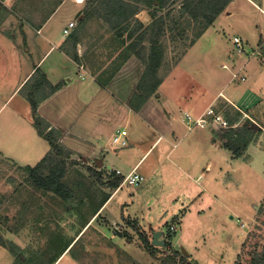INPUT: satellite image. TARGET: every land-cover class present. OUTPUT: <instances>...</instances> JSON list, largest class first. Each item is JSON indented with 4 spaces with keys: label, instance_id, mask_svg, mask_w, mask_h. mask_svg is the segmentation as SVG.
<instances>
[{
    "label": "rangeland",
    "instance_id": "rangeland-1",
    "mask_svg": "<svg viewBox=\"0 0 264 264\" xmlns=\"http://www.w3.org/2000/svg\"><path fill=\"white\" fill-rule=\"evenodd\" d=\"M43 1L46 6L53 7L54 3L61 0ZM75 1L83 3L79 5ZM184 1L172 0L165 7L159 4L156 6L151 2L154 21L159 24L163 22L161 25H166L168 29L161 38L159 37L161 48L157 50V74L154 77H147L146 80L158 79L160 85L164 83L159 90L167 99L166 108L162 107L163 112L167 110L172 116L176 114L174 116L183 117L184 114L177 105L187 104L184 95L191 96L190 98L196 95L199 101L204 103L201 113L208 108V105L213 106L217 113H221L230 121L232 119L231 123H237L236 129L239 133L236 135L235 132L234 138L238 141L246 138L247 141L239 142L241 155L235 154L227 148L228 138L222 132L224 128L219 127V124L216 128L208 127L222 147L219 153L217 151L213 153L204 147L207 151L203 156L205 159L213 158L214 168L205 169V162L200 169L199 183H195L191 172L199 171L197 168L192 171H189V167V170L180 168L179 165L170 163L167 156H161L160 161L156 162L159 168L153 170L152 166L155 164L157 154L164 148L166 151L173 148L165 139L157 149H152L146 155L145 158H148L145 161L143 160L139 172L146 173L145 181L139 186L125 184L105 211L107 213L113 210L111 214L119 219L122 208V217L130 218L125 215L123 206L126 202L136 200L134 208L130 211L132 214L143 215L146 221H151L153 224H156L158 219L163 220V230L170 237L168 245L163 250L164 253L180 250L179 246L174 244L178 236L182 237L180 247H185L189 253H192L191 257L176 264H253L256 256L260 259L264 258V71L257 80V86L260 92H263L262 99L257 102L260 108L254 113L246 114L247 107L235 105L220 94L224 92L238 102L244 90L247 91V85L252 80L251 74L261 71L260 64L264 65V41L261 50L255 51L259 55H253L249 43H246L245 50L238 51L231 43L232 34L238 30L249 31V26H239L238 30L230 27L231 33L229 28L220 34L217 32L223 39L221 42L225 51L222 49L223 52L210 57L211 52L205 47L207 42L202 41L204 47L187 61L186 54L195 44V37L201 32L204 24L201 25L199 19L196 21L189 13L182 11ZM88 3L90 5L92 1L66 0L59 12L63 13L61 20H57L58 16H56L51 23L61 24L66 21L68 24L70 19L78 22V28L74 30L77 34L68 38L67 50L75 56L74 47L80 49L81 60L87 65L88 70L97 71L98 76L104 74L103 77L107 79L110 75L105 74V71L115 70L127 57L129 51L124 44L115 40L113 35L106 34L107 30L105 32L104 26L102 27L104 30H100L99 24L94 23L97 29L95 25L80 22L81 13L93 11L92 6L84 8ZM235 19L242 23L248 20L246 17ZM54 30L55 35L59 37L60 32ZM78 40L79 45H77ZM229 41L231 42L227 44ZM60 43L61 46L66 41ZM251 44L257 43L251 42ZM49 46L45 47V52ZM53 56L55 59L54 54L50 59ZM143 59L148 66L149 58L147 59L143 54ZM26 70L24 59L2 57L0 53V150L4 152H0V264H54L71 238L79 236L80 240L76 244L73 243L56 264H95L96 262L113 264L114 249H111L112 256L106 262L98 256V253L109 254L97 248L107 242V238H103L98 232H101V226L107 225L108 220L105 216L98 217L88 228L89 223L87 230L80 235L79 232L89 222L90 216L100 206L102 199L108 196L104 197V195L113 191L114 187L104 186L90 172L86 161L66 149L63 151L66 173L61 179L66 194L45 191L32 179L28 167L35 166L45 157L46 153L41 157L40 152L49 145V141L38 142L29 123L15 115V106L20 103V95L29 89L32 80H27L28 83L26 81L19 88L17 96L11 98L10 96ZM238 71L246 75V81L234 79L233 73ZM146 80L141 82L145 87V90L142 89L144 93L151 82L147 81L146 84ZM141 97H138L139 100ZM28 101L30 103L28 111L31 112L32 104L29 99ZM186 110L183 109V112ZM158 111L159 108H153L155 116L158 117L150 119L149 122L157 130H167L168 125H165L164 118L159 116ZM201 113L194 115L199 116ZM178 123L181 126L176 128L177 134L171 136L178 144L175 149L179 151L186 147L185 150H191L190 146L195 145L201 147L200 142H194L196 140L194 133L199 129H193L194 131L191 132L188 131L187 124L184 125L180 121ZM118 124L116 127L123 128L125 125L129 131L133 134L138 132L141 137L145 134L143 125H138L134 121L128 123L123 121L121 125ZM156 135V130L152 129L151 137L154 138ZM143 141L139 144L142 147L148 140L143 139ZM135 146L142 150V147ZM114 166L119 165L114 164ZM109 167H113V163H108ZM157 171H159L158 175ZM229 209H232L231 212ZM177 213L187 216L185 219H175ZM222 217L224 222L221 227L225 230L220 231ZM130 219L133 222V219ZM134 222L138 229L130 228V231L135 240H141V232L151 236L150 230L146 225L148 231L145 229L139 218H135ZM176 223L178 230L182 223V235H180L181 231H176ZM228 223L231 233L227 231ZM127 224L126 226L129 225ZM116 228V226L113 230L109 228L111 230L107 233L114 234ZM108 239L111 241L110 238Z\"/></svg>",
    "mask_w": 264,
    "mask_h": 264
},
{
    "label": "crops",
    "instance_id": "crops-1",
    "mask_svg": "<svg viewBox=\"0 0 264 264\" xmlns=\"http://www.w3.org/2000/svg\"><path fill=\"white\" fill-rule=\"evenodd\" d=\"M65 1L66 0H61L60 2L54 3L55 6L49 7L50 5L46 6L43 0H0V53L2 54V57L24 59L27 66L25 74L22 76L19 85L16 87L10 98L16 95L19 88L27 80H32V83H30L28 87L29 89L20 95V103L15 106V115L25 119L29 123V126L34 130V135L38 138V142L41 140H47L37 132V128L33 125V113L32 111H28V105H30V103L26 96L27 93L34 92L36 87L34 84L38 82V79H42L40 80V83H42V87L39 91L40 94L36 95H44L38 103L39 116L49 125L48 130L55 129L59 132L56 133L57 135L59 134L58 141L62 147L75 156H80L86 161L89 168L101 173L104 182H109L111 179L118 177L119 175L116 173L117 169L121 170L123 173H128L136 167L139 171L143 162L148 158H145L146 155L152 149H157L160 143L167 139L172 144L173 148L168 151L164 148L159 154H157V159L154 164L155 166H152L153 170L159 168L157 167L156 162L160 161L161 156H167L168 161L175 166L177 164L180 168L183 167L186 170L190 169L189 171L197 168L199 171L191 173L194 175V182L199 183L198 180L201 177L200 169L205 165V162V169L212 170L214 168L213 158L210 157L205 159L203 156L207 151L204 147L208 148L213 153H215V151L219 153L222 146H220L217 139L213 136V132L210 128H193L194 130L199 129L197 133H194L196 134L195 138L197 140H194V142H200L201 147H198L197 145L190 146L191 150H185L187 149L186 147L179 151L175 149L178 147V144L175 140H172L171 136L177 134V127L181 126L180 123H178L179 121L184 125L187 124V113H201L204 104L203 101H199V98L196 95L193 98L184 95L187 104L179 105L176 103V105L178 104L177 107L179 106L178 109H181L180 111L184 114L183 117L174 116L176 114H173L172 116V113L167 110L163 112L162 110L163 108H166L165 102L167 99L159 90L163 87L164 83L158 86V91H155L150 95H146V93L140 89V84L147 68V62L143 59V54L147 59L151 54V29L149 27L154 25V13L152 12L153 8L151 7V4L139 3V12L128 22H125L123 25L120 24L121 27L119 26L118 33L115 29H112L109 26L108 20L103 18L102 14H99L94 10L92 12L90 11V16H88L90 13L88 11L87 13H79V19L82 24L84 23L87 25L88 23L92 26L96 23L99 24L100 30L103 29L102 27L104 26L105 32L107 30L106 34L113 35L115 37L114 39L124 44L129 51L127 57L122 60L115 70H113L114 72L103 70L105 71V74L110 75V77H107L106 79L103 77L104 74L98 76L96 75L97 71L88 70L87 65L81 60L82 53L80 52V49L74 47L75 56L70 54L67 50L68 38L73 34H77V31L74 32V30H77L78 22H76L73 32L69 35L64 33V29L71 21H75L74 19H70L68 24L66 21L61 24L58 22H55V24L51 23L56 16H58L57 20H61V15L63 13L59 12ZM169 1L171 2L172 0L165 1L164 5ZM82 3L79 1L76 2V4L79 5ZM153 4L157 6L158 2L155 1ZM94 5L96 4L89 5L88 3L84 8L88 6L94 7ZM80 11H82V7H80ZM86 15L87 18L82 22L81 19ZM244 17L248 18L244 23L235 19H243ZM231 24L232 26H229ZM242 25H248L249 31L238 30V27ZM162 27L163 30L162 34L159 36L160 38L168 29L166 25H162ZM230 27H232V29H237L238 32L232 34V42L229 41L227 44L231 42L235 45L234 37L240 36L246 43H249L250 46H252L251 50L254 53L253 55L258 54L255 51L261 50L262 42L264 41V0L229 1L225 9L215 18L213 23L210 24L200 36L195 37V44L186 54L185 58L187 61L204 47V44H201L202 41L205 43L207 42V46L205 47L208 52H211L210 57L218 55L220 52H223V50L225 51V47H222L223 43L221 42L223 39L219 34L227 30V28L230 29L228 30L231 33ZM148 28V35L144 36L142 39V34ZM54 29L60 32L59 37L55 35ZM217 32H219V34H217ZM183 35L185 36V34H182V36ZM159 37L158 39H160ZM64 40L66 43L60 46V42ZM251 42L257 44L253 45ZM79 43L80 41L78 40L77 45H79ZM48 45L50 46L45 52L44 49ZM140 50L142 51L140 52ZM143 51H145V53L142 54ZM53 54L55 55V59L54 56L50 59ZM35 58L37 60H34ZM256 66L258 67V64H256ZM263 66L264 65L260 64L261 71H256L254 74H251L250 78H252V80H250L247 85V91L245 92L244 90V93L240 96L238 102L222 91V94L220 95H224V98L235 105H243L247 107V110H245L246 114L254 113L255 110L260 108V106L257 105V102L262 99L261 93L263 91L260 92V88L257 86V80L263 75ZM251 70L252 65L250 67V71ZM43 73L46 75V79H48L52 85L56 86L54 90L43 84ZM141 94L146 95L144 96V100H139L138 97L141 96ZM219 97L220 96H218V98ZM167 98L169 97L167 96ZM209 106L210 105H208V107ZM153 108H159V116L164 118L165 125H168L167 130H157L149 122L151 121L150 119L158 117L155 116ZM186 108L188 110H186ZM183 109L186 111L183 112ZM21 115L24 118L21 117ZM123 121H126L127 123L134 121L138 125L142 124L145 129V134L143 137L139 136L138 132L133 134L124 125L122 129L127 130L128 145L124 147H115L111 144V140L116 130L121 128L120 126L116 127V125L118 123H120L118 125H121ZM152 129L156 130L157 133L154 138L151 137ZM193 129H189L188 131L192 132L194 131ZM214 138L216 140H214ZM143 139H147L148 141H146L147 143L142 147L139 144L144 142ZM134 145L142 147V150L139 148L137 149ZM51 149L52 145L49 142V145L40 152L41 157L45 153L47 154ZM0 152L4 153L1 150ZM199 154H202V156H199ZM108 163H113V167L108 168ZM114 164L119 166H114ZM127 166L130 167L127 168ZM140 173L144 175L146 179V173ZM158 173L159 171H157V175ZM104 186L107 185L104 184ZM123 187L124 185L121 188L119 186L113 188V191L107 192V194L104 195V197L108 196L102 199L99 210L90 216L89 222L81 229L79 235L87 230L86 228L89 223L90 225L88 228L98 217L101 215L105 216L108 220L107 225L101 226V232H98L103 238H107V242H104L102 247L97 246V248H101L100 250H105L109 252V254L98 253V256L102 261L106 262V260L111 258V249H114L113 264H160V260L156 256H153L144 249L140 239L135 240L133 238L130 228H135L134 220L135 218H139L145 229L147 231L148 229L150 230V238L152 237L154 230L162 231V237L166 239V244L164 246H157L159 249L156 251V254L159 256L164 253L163 250L170 240L168 234L163 230V220L158 219L156 224H153L151 221H146L143 215L138 216L136 213L132 214L130 211L134 208L136 200L126 202L123 206L125 215L128 217L130 216V218L133 219L132 224L126 222L122 217V208L120 209L119 219L111 214L113 210H109L107 213L105 211ZM231 210L232 209H229V212H231ZM180 213H177L175 219L186 218L187 214L183 215ZM223 222L222 217V224L219 225L220 231L224 229V227H221L223 226ZM125 223H128L130 226L128 224V226H126ZM121 224H124L123 226L125 227ZM177 224L178 223H176V231H181L180 235H182V223L179 230ZM115 226L119 227L120 231L116 234L114 233L116 231L115 229L113 232L114 234L109 235L107 231L111 230L109 228H112L113 230ZM176 231L174 233H176ZM227 231L229 233L232 232L229 223ZM108 238H110L111 241H109ZM181 239L182 237L180 238V236H178V238L174 240V244L179 246L180 250V246L182 245ZM79 240L80 236L77 238L72 237L54 264L60 260L65 251L70 248L73 243L76 244ZM164 254L168 253L165 252ZM191 254L192 253L187 257H191ZM193 257L197 260L195 255ZM95 264H97V262Z\"/></svg>",
    "mask_w": 264,
    "mask_h": 264
},
{
    "label": "trees",
    "instance_id": "trees-1",
    "mask_svg": "<svg viewBox=\"0 0 264 264\" xmlns=\"http://www.w3.org/2000/svg\"><path fill=\"white\" fill-rule=\"evenodd\" d=\"M155 1L158 2L159 5L162 7L165 6V1L168 0H92V4H96L93 7V10L96 11L99 14H102V17L108 20L109 26L112 29H115L116 32L118 33V29L120 24H124L125 22H128L131 18H133L140 9L139 3H144V4H151L154 3ZM231 0H185L183 2V7L182 11L189 13L191 16H193L196 21L199 19V23L204 24L201 32H199L198 36H200L203 31L213 23L215 18L225 9L226 5L229 3ZM89 8V7H86ZM89 16V15H88ZM87 18V15L81 19L82 22ZM203 21H200L201 19ZM156 21H154V25L149 27L151 29V54L148 60V66L146 68V71L143 75L142 80H146L147 77H154L157 74V66H158V54L157 50H159L160 43L158 37L162 34L163 27ZM121 27V26H120ZM149 28L144 31L142 34V39L144 36L148 35ZM153 31V32H152ZM197 36V37H198ZM139 43V42H138ZM159 45V46H158ZM142 50H140L141 52ZM145 58V57H144ZM41 72V70H40ZM43 78H44V83L46 86H49L52 90L56 88V86L52 85L48 79H46V75L43 73ZM35 79V78H34ZM33 79V80H34ZM40 80L38 79V82L34 84L35 90L32 93H27L26 96L30 100L32 104V113H33V118H34V125L38 129V132L40 135L45 137L50 144L52 145V149L45 155L42 160L37 163L35 166H29L28 168L31 170V175L32 179L34 180V183L37 184V186L42 187L45 191H53L55 193H58L60 195L66 194L64 190V185L61 182V179L64 177L66 173V167H65V161L63 157V151L64 148L58 141V136L57 133H59L55 129H49L48 130V124L46 121L39 116L38 114V103L39 100L44 96V95H38L40 94V89L42 87V83H40ZM151 81V79L146 80ZM160 80L155 79V81L150 82V86L148 87L146 91V95H150L156 91L158 86L160 85ZM33 85V86H34ZM60 85V84H59ZM58 85V86H59ZM140 89H144L143 84H140ZM146 95H141V99L144 100V96ZM235 121V119H233ZM229 123L231 125L236 124L231 123V121L228 119ZM237 127L232 126L229 129L223 130V134L226 135L228 138V144L227 148L231 149L235 154H240L241 155V149L239 148L238 144L239 142L243 141L246 143L247 139H235L233 134L236 132L238 135L239 132ZM57 132V133H56ZM214 140H216L214 138ZM90 172L93 173V176L100 181L102 184H105L107 186H112L114 188L118 187L122 181V176L115 177L111 179L109 182H104L101 173H98L96 170L89 168ZM101 205V204H100ZM100 206L96 209L99 210ZM95 211V212H96ZM126 222L129 224H132V221L130 218H124ZM135 229L137 230L138 228L136 227L135 223ZM119 231H117L118 233ZM116 233V234H117ZM140 238H141V243L142 246L146 251H148L150 254L153 256H156L160 260V264H176L178 261H185L188 257L184 255V253L181 250H177L172 253L168 254H161L157 255L156 251L159 249L157 246H154L151 243V238L147 236L145 233L141 232L140 233ZM255 263L253 264H264V258H259V256H256L254 259ZM236 264H241V263H236Z\"/></svg>",
    "mask_w": 264,
    "mask_h": 264
},
{
    "label": "built area",
    "instance_id": "built-area-1",
    "mask_svg": "<svg viewBox=\"0 0 264 264\" xmlns=\"http://www.w3.org/2000/svg\"><path fill=\"white\" fill-rule=\"evenodd\" d=\"M76 26V21H71L67 27L64 29V33L69 35L73 32L74 27ZM234 43L236 46V49L238 51H243L246 48V42L240 37L235 36L234 37ZM242 69H240L241 71ZM240 71L234 72L233 76L234 79L240 80V81H246L247 77L245 74L241 73ZM186 122L189 129H193L195 127H217L219 124L221 128L229 129L232 126L236 127L237 123L234 125H231L227 118L223 117L221 113H217L213 106H209L202 114L199 116L187 113L186 114ZM217 125V126H216ZM111 144L115 147H124L128 145V139H127V130L126 129H117L115 134L113 135V138L111 140ZM116 173L118 175L122 176V181L119 185L121 188L123 185L128 184L129 186H139L141 183L144 182L145 177L142 175L137 168H133L128 173H123L121 170L117 169ZM117 231H120V228L117 227L115 233Z\"/></svg>",
    "mask_w": 264,
    "mask_h": 264
},
{
    "label": "water",
    "instance_id": "water-1",
    "mask_svg": "<svg viewBox=\"0 0 264 264\" xmlns=\"http://www.w3.org/2000/svg\"><path fill=\"white\" fill-rule=\"evenodd\" d=\"M162 234H163L162 231H159V230L153 231L151 243L154 246H164L166 244V239L164 237H162ZM181 251L186 256H188L190 254L185 247H181Z\"/></svg>",
    "mask_w": 264,
    "mask_h": 264
},
{
    "label": "bare ground",
    "instance_id": "bare-ground-1",
    "mask_svg": "<svg viewBox=\"0 0 264 264\" xmlns=\"http://www.w3.org/2000/svg\"><path fill=\"white\" fill-rule=\"evenodd\" d=\"M81 1V0H80Z\"/></svg>",
    "mask_w": 264,
    "mask_h": 264
}]
</instances>
